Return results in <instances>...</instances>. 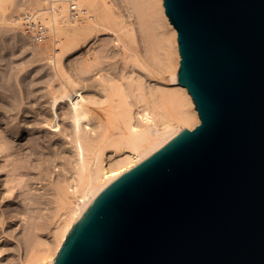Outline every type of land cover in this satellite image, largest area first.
Masks as SVG:
<instances>
[{
    "label": "water",
    "instance_id": "obj_1",
    "mask_svg": "<svg viewBox=\"0 0 264 264\" xmlns=\"http://www.w3.org/2000/svg\"><path fill=\"white\" fill-rule=\"evenodd\" d=\"M200 117L110 182L53 264H264V0H164Z\"/></svg>",
    "mask_w": 264,
    "mask_h": 264
},
{
    "label": "bare ground",
    "instance_id": "obj_2",
    "mask_svg": "<svg viewBox=\"0 0 264 264\" xmlns=\"http://www.w3.org/2000/svg\"><path fill=\"white\" fill-rule=\"evenodd\" d=\"M125 2L127 6L113 0H76L75 15L71 0H31L35 7L25 9L20 17L15 10L9 13L17 0H0L1 26L10 18L12 28L21 29L23 38L32 41V52L40 59L48 58L52 65L48 84L52 117L47 124L61 132L73 149L71 156L64 154L62 163L70 176L57 185L58 213L49 234L53 240L39 242L27 264H53L74 224L110 182L149 155L169 131L200 124L191 94L177 80L178 32L166 14L164 0ZM152 6L166 27L167 56L160 52L147 18ZM26 19L34 22L28 32ZM100 42L106 46L102 50L97 46ZM74 52L79 56L67 60L72 70L64 58ZM59 108H64L62 113L70 122L65 132ZM17 130L16 135L24 131ZM37 143L39 138L34 136L27 142L29 147ZM12 146L0 135L2 156L9 158Z\"/></svg>",
    "mask_w": 264,
    "mask_h": 264
},
{
    "label": "rangeland",
    "instance_id": "obj_3",
    "mask_svg": "<svg viewBox=\"0 0 264 264\" xmlns=\"http://www.w3.org/2000/svg\"><path fill=\"white\" fill-rule=\"evenodd\" d=\"M113 2L127 6L125 0ZM17 6L11 7L9 13L15 10L12 12L21 17L25 9L33 8L34 4H31V0H17ZM147 18L152 22L160 52L166 53L170 44L164 36L166 27L153 6ZM10 23L9 18L8 22L2 26L0 24V82L4 78L2 81L5 86L0 83V135L7 137L13 144V153L8 159L0 153V264H27L39 242L50 239L58 213L57 187L70 176L62 166L64 154L67 152L66 155L71 156L73 149L61 132L53 131L56 128L47 124V119L52 117L48 109L51 102L48 84L52 65L45 56L41 55L44 59H40L39 55L37 57L32 52L33 46L29 44L32 41L23 38L22 30L17 28L18 32ZM97 46L100 50L106 47L103 42ZM78 56L76 52L70 57L66 56L64 61L75 60ZM68 61L66 67L70 66V69L72 66ZM19 79L21 82L18 84ZM64 106L67 109L69 105L67 103ZM63 110L58 109L61 118L57 120L65 132L70 122L63 115ZM25 118L32 121L27 122ZM10 124L13 129L9 128ZM18 128L24 131L16 135ZM33 136L39 138L34 148L27 144ZM13 171L15 173L11 175ZM18 173H21L22 181L18 180ZM13 178L18 181L9 183Z\"/></svg>",
    "mask_w": 264,
    "mask_h": 264
},
{
    "label": "built area",
    "instance_id": "obj_4",
    "mask_svg": "<svg viewBox=\"0 0 264 264\" xmlns=\"http://www.w3.org/2000/svg\"><path fill=\"white\" fill-rule=\"evenodd\" d=\"M75 1L76 0H71V7H72V12L75 14V15H78V13H77V9H76V7H75ZM32 23H34L32 20L31 21H29L28 19H26V22H25V26H26V28L28 27H30L31 26V24ZM26 32H28V29H26ZM33 40L35 41V42H38L37 40H35L34 38H33Z\"/></svg>",
    "mask_w": 264,
    "mask_h": 264
}]
</instances>
